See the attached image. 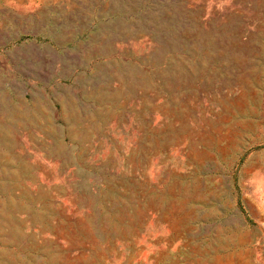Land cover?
<instances>
[{
	"label": "rangeland",
	"instance_id": "1",
	"mask_svg": "<svg viewBox=\"0 0 264 264\" xmlns=\"http://www.w3.org/2000/svg\"><path fill=\"white\" fill-rule=\"evenodd\" d=\"M0 264H264V0H0Z\"/></svg>",
	"mask_w": 264,
	"mask_h": 264
}]
</instances>
